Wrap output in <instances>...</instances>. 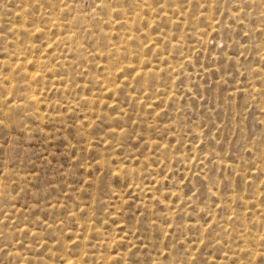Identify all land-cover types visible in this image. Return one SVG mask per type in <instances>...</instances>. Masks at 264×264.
<instances>
[{
	"label": "rangeland",
	"instance_id": "obj_1",
	"mask_svg": "<svg viewBox=\"0 0 264 264\" xmlns=\"http://www.w3.org/2000/svg\"><path fill=\"white\" fill-rule=\"evenodd\" d=\"M193 10L166 0H65L56 8L47 0H0V92L8 107L22 105L25 97L35 104L28 123L40 126L29 139L0 124V142L24 135L28 168L20 178L34 172L28 187L41 190L5 206L0 228L15 232L18 251L39 241L36 253L43 255L32 256L33 264H148L149 253L151 264H165L163 256L176 248L188 249L201 264H233V250L264 223V149L257 153L235 127L241 119L238 85L246 81L239 69L234 82L238 69L229 59L252 43L242 32L250 25H237L226 6L217 11L201 0L195 17ZM257 43L264 44V37ZM181 44L185 51L196 45L183 63L177 55ZM248 58L256 65L254 52ZM185 67L194 73L192 91L169 87L166 96L153 95L159 87L154 75L171 73L174 84L187 85ZM164 110L171 121L159 119ZM255 111L249 113L250 130ZM177 116L187 131L183 144L174 132L165 140L133 136L132 154L121 145L113 154L121 135L117 125L137 133L151 121L178 128ZM65 118L83 120L102 138L76 155L100 160L99 148L110 156V166L93 161L95 167L81 165L72 174L75 161L64 151ZM145 165L151 175L144 173L142 185L134 184L132 176ZM154 245L167 246L159 260Z\"/></svg>",
	"mask_w": 264,
	"mask_h": 264
},
{
	"label": "clouds",
	"instance_id": "obj_2",
	"mask_svg": "<svg viewBox=\"0 0 264 264\" xmlns=\"http://www.w3.org/2000/svg\"><path fill=\"white\" fill-rule=\"evenodd\" d=\"M51 7L56 8L65 3V0H47ZM135 2V0H133ZM169 3H178L181 8L184 7L185 3L194 6L193 17L196 15V8L201 3V0H166ZM203 3L208 6H215L217 11H220L222 7L226 6L228 11L232 12L230 19H232L237 25H243L245 21L250 27L242 28L244 36H247L249 41L252 43L247 49L240 46L239 56L244 57V61L240 62L239 56L230 57L229 59H234L236 61V68L238 71L233 74L234 82L236 77L241 75L239 69H243V77L246 83L238 87L241 91L240 103L237 107L240 109L236 113L241 117L239 123L235 127L240 129L241 138H248L250 144L255 147L257 153H261L264 149V44H258L257 41L264 37V0H203ZM259 31V36L257 35ZM240 34V33H239ZM187 36L188 33H183ZM195 35V32L193 33ZM237 35V33H236ZM197 43H200L199 41ZM238 43V42H237ZM206 46L205 45H201ZM196 45H190L185 51L183 44L179 46L177 55L182 58V63L187 57L193 56V52ZM254 52L255 56L258 58L256 65L249 60V54ZM198 60V56L194 58ZM192 63V67H195V63ZM231 72V71H228ZM187 75V85H185L184 80H180L179 85L174 84L169 77L172 76L171 73H166L164 77L153 76V79L157 81L159 87L153 92V95H158L163 92L166 96V92L171 87L173 91H180L183 87L187 91H192L194 87V82L191 77L194 73H189L187 67L184 68V73ZM180 74H177L176 78H179ZM162 81V83H160ZM223 83L227 84L228 80L225 79ZM247 89L246 92L243 90ZM198 94L197 92L194 93ZM4 93L0 92V115H4V119H0V124L7 123L11 125L12 130L16 129L15 132L27 134L29 139H32V132L39 131L40 126L38 125L36 129L29 126L28 119L30 116L36 115V105L31 101L27 100L25 97L24 103L18 104L13 107L7 106V101L3 99ZM232 97H229L228 108H232ZM178 98L173 99L172 103L176 104ZM69 107L71 105L69 104ZM190 107V106H188ZM188 107H182L181 112L187 113ZM19 109V111H17ZM256 109L253 120L254 124L249 129V113ZM215 111L214 109H209V112ZM259 113L260 115H258ZM87 115V113H84ZM127 115V113H125ZM67 117V114H65ZM167 118L169 121L173 119L168 110H164L163 114L160 116V120L164 121ZM211 119V117H210ZM235 120V116L232 117ZM248 121V125H244V121ZM176 124L179 127H175L172 123L167 125L164 123H157L156 121L149 122V127L144 129L142 132L137 133L135 131H129L126 127H121L117 125L116 127L121 128V135L115 138V144L113 145V154L115 152L116 145H121L125 148L128 154H132L131 149L128 145L131 143L133 136H138L142 141L144 136L147 135L149 140L156 138L158 140H165L170 132H174L175 135L180 139L183 144L187 136V131L184 129V121L181 120L179 116L175 117ZM64 129L63 140L66 141V147L64 148L65 156L68 159H73L75 162L72 166V174L75 175L81 165L84 168L95 167L96 163L103 162L104 166H110V156L104 155L99 148L95 151L101 153L100 160H96V157H89L88 155H79L76 153H85L88 149L93 146V144H99L101 137H98L93 131L92 127H86L83 120L78 122H69L67 118L61 121ZM91 124V120L88 122ZM199 127V124L196 125ZM227 127V125H225ZM71 129V131H70ZM115 131V129H112ZM191 129L189 128L188 131ZM219 130V129H218ZM184 133L183 135L181 133ZM52 138H56V133H52ZM23 141V143L21 142ZM106 143H111V141H105ZM24 135L21 137L19 134L13 139H7V143L0 142V149H3V153L0 154V211L4 209L5 206L12 204L15 200L25 199L28 196L35 197L37 193L41 190L33 185L36 191H33L28 187L31 183V178L34 176V172L25 175L22 179L20 178V172L22 169L27 170L28 166L25 161L28 160L29 152L24 151ZM133 148L136 145H132ZM244 151H248V144L242 145ZM144 153L141 152V155ZM165 159L168 158V152L161 153ZM41 159V157H39ZM123 159V157H121ZM32 161H29V163ZM51 161L47 163H42V167L45 168L49 166ZM247 163L252 164L253 161L249 159ZM4 169H8L7 172ZM144 173L151 175V170L145 167L143 169H137L136 174L132 176L133 183L135 184L139 181L142 185L143 180L141 176ZM125 177L129 175L128 172L124 173ZM147 178V177H145ZM78 195V193H77ZM197 193L193 192L192 197H196ZM191 199V197L189 198ZM195 210V209H194ZM67 218H65L66 220ZM62 220L61 223H65ZM65 226L67 224L65 223ZM18 230V229H17ZM95 231V229H93ZM264 223H262L256 230V235H252L251 231L247 233L249 239L242 246H237L233 250V264H264ZM39 235V234H38ZM103 236V234H100ZM110 239H116L115 237H109ZM186 238V237H185ZM216 237L210 233V242L215 241ZM17 238L15 237V232L6 233L3 228H0V264H33L32 256H36L39 259L43 253H36V243H33L30 247L25 246L22 251H18L16 248ZM107 241H105L106 243ZM99 243V241H98ZM117 243L119 241L117 240ZM79 247V245H77ZM164 248H167L165 245ZM164 248L157 249L155 245L153 246L154 251L157 252L156 259L159 260L164 253ZM165 264H201V260L198 257L192 256L188 249H168V255L163 256ZM148 264H151V253L148 254Z\"/></svg>",
	"mask_w": 264,
	"mask_h": 264
}]
</instances>
